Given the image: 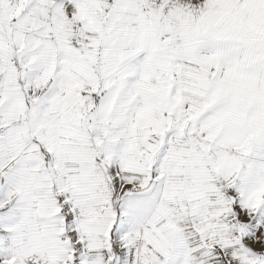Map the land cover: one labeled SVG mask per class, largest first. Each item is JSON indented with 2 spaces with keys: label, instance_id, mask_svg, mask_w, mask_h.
Segmentation results:
<instances>
[{
  "label": "snow or ice",
  "instance_id": "6c2138e0",
  "mask_svg": "<svg viewBox=\"0 0 264 264\" xmlns=\"http://www.w3.org/2000/svg\"><path fill=\"white\" fill-rule=\"evenodd\" d=\"M0 264H264V0H0Z\"/></svg>",
  "mask_w": 264,
  "mask_h": 264
}]
</instances>
